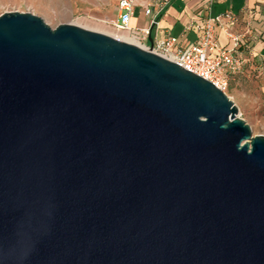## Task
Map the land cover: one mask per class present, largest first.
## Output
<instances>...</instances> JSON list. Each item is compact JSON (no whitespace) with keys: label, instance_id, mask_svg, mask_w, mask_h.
Instances as JSON below:
<instances>
[{"label":"water","instance_id":"95a60500","mask_svg":"<svg viewBox=\"0 0 264 264\" xmlns=\"http://www.w3.org/2000/svg\"><path fill=\"white\" fill-rule=\"evenodd\" d=\"M147 42L0 15V264H264V137Z\"/></svg>","mask_w":264,"mask_h":264},{"label":"built area","instance_id":"2783aa9c","mask_svg":"<svg viewBox=\"0 0 264 264\" xmlns=\"http://www.w3.org/2000/svg\"><path fill=\"white\" fill-rule=\"evenodd\" d=\"M169 0H116V15L112 23L117 31H126L135 46L148 50L147 38L151 29L156 26V20L162 13ZM221 0H206L208 5ZM142 8L149 16L146 27L134 28L128 26L129 19L136 9ZM238 18L235 14L224 11L213 17L193 22L190 25L195 40L179 46L177 39L165 36L154 40L150 51L183 69L208 81L215 88L224 92L227 88L228 77L242 73L245 61L237 54L242 46L241 36L236 33ZM222 34L229 47L220 45L218 36Z\"/></svg>","mask_w":264,"mask_h":264},{"label":"rangeland","instance_id":"374dc122","mask_svg":"<svg viewBox=\"0 0 264 264\" xmlns=\"http://www.w3.org/2000/svg\"><path fill=\"white\" fill-rule=\"evenodd\" d=\"M4 12L29 13L50 29L71 24L131 40L125 31H117L112 25L116 0H0V15ZM242 59V73L228 77L223 93L235 105L237 117L249 126L251 135L264 137V62L250 60L249 56Z\"/></svg>","mask_w":264,"mask_h":264},{"label":"crops","instance_id":"0c3cea01","mask_svg":"<svg viewBox=\"0 0 264 264\" xmlns=\"http://www.w3.org/2000/svg\"><path fill=\"white\" fill-rule=\"evenodd\" d=\"M139 2L142 3L143 0ZM224 11L231 12L238 18L235 31L241 36L243 44L237 54L241 58L249 56L250 60L264 62V0H221L211 5L206 0H169L158 16L156 26L151 29L149 38L153 42L172 36L177 39L179 46H183L195 40L190 28L193 22ZM149 18L142 8H138L128 23L130 27L140 29L147 26ZM218 42L229 47L222 34H219Z\"/></svg>","mask_w":264,"mask_h":264},{"label":"bare ground","instance_id":"6f19581e","mask_svg":"<svg viewBox=\"0 0 264 264\" xmlns=\"http://www.w3.org/2000/svg\"><path fill=\"white\" fill-rule=\"evenodd\" d=\"M128 26H130V23H128ZM124 33L127 34L126 31H125ZM116 39H117V38H116ZM119 40H121V41H125V42H128V43H131V44L135 45V44L133 43V41L127 39V37H126V38H125V37H120ZM136 46H137V45H136Z\"/></svg>","mask_w":264,"mask_h":264},{"label":"trees","instance_id":"16d2710c","mask_svg":"<svg viewBox=\"0 0 264 264\" xmlns=\"http://www.w3.org/2000/svg\"><path fill=\"white\" fill-rule=\"evenodd\" d=\"M158 21V18H157V20H156V22Z\"/></svg>","mask_w":264,"mask_h":264}]
</instances>
